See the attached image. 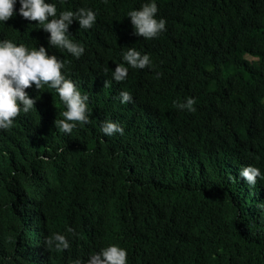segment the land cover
Returning a JSON list of instances; mask_svg holds the SVG:
<instances>
[{
    "label": "trees",
    "instance_id": "trees-1",
    "mask_svg": "<svg viewBox=\"0 0 264 264\" xmlns=\"http://www.w3.org/2000/svg\"><path fill=\"white\" fill-rule=\"evenodd\" d=\"M46 2L58 14L96 13L90 29L69 26L85 47L79 59L20 16L19 0L0 41L62 59L89 97V122L63 133L55 121L65 105L33 85L35 107L0 130V264H86L111 244L126 249L127 264H264V179L251 187L240 175L252 165L264 176V0H155L166 31L151 40L127 16L151 0ZM128 47L154 67H129ZM118 64L129 67L122 82ZM121 91L133 102L122 104ZM188 98L195 112L174 106ZM107 120L124 134L104 135ZM54 233L68 250L47 246Z\"/></svg>",
    "mask_w": 264,
    "mask_h": 264
},
{
    "label": "clouds",
    "instance_id": "clouds-1",
    "mask_svg": "<svg viewBox=\"0 0 264 264\" xmlns=\"http://www.w3.org/2000/svg\"><path fill=\"white\" fill-rule=\"evenodd\" d=\"M19 14L29 21H37L44 31L48 32L49 44L55 48L66 50L79 59L85 52L83 44L75 42L69 33V26L74 20L81 28L90 29L96 22V13L90 8H79L76 11L64 10L59 12L55 3L46 0H19ZM16 0H0V21L6 22L16 15ZM158 6L155 0L144 3L140 9L127 13L134 28V34L144 39L157 38L166 31V20L157 18ZM123 60L133 69L154 67L148 54H142L135 47H128L123 53ZM65 62L57 55H50L44 46L29 48L24 44H16L12 40L0 41V130H9L21 112L27 114L35 107V99L31 98L26 89L35 85L42 90L45 86L54 89L65 105L61 115L63 119L55 121L56 127L66 134H71L77 124L89 122L88 95L82 94L77 84L67 78L63 72ZM129 67L118 64L112 73L116 82L124 81L128 76ZM161 74H157L159 76ZM105 87L110 86L105 81ZM122 104L132 103L133 96L128 91L120 92ZM196 101L188 98L186 103L174 102L177 109L195 112ZM101 131L106 136L124 134V128L117 122L107 120ZM240 175L247 184L255 187L258 177L264 179L258 167L248 165L240 170ZM68 233L75 235V230L67 228ZM49 248L55 247L57 252L70 248V241L65 235L54 233L45 241ZM126 249L111 244L94 253L86 264H127ZM73 264H82L76 259Z\"/></svg>",
    "mask_w": 264,
    "mask_h": 264
},
{
    "label": "rangeland",
    "instance_id": "rangeland-1",
    "mask_svg": "<svg viewBox=\"0 0 264 264\" xmlns=\"http://www.w3.org/2000/svg\"><path fill=\"white\" fill-rule=\"evenodd\" d=\"M245 58H246V61L248 62V63H250V64H252V65H254V66H256V67H259V64L261 63V61L258 59V58H256V57H252V56H250V55H245Z\"/></svg>",
    "mask_w": 264,
    "mask_h": 264
}]
</instances>
